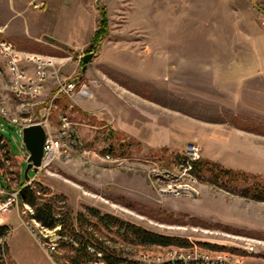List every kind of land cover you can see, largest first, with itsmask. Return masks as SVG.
Listing matches in <instances>:
<instances>
[{
  "label": "rangeland",
  "instance_id": "1",
  "mask_svg": "<svg viewBox=\"0 0 264 264\" xmlns=\"http://www.w3.org/2000/svg\"><path fill=\"white\" fill-rule=\"evenodd\" d=\"M22 1V10H9V1L0 0V39L20 51L28 79L35 75L25 60L29 54L51 60L50 72L56 74L47 78L37 101L22 106L9 96L14 79L0 57V91L12 117L26 122L47 117L53 136L62 117L72 122L77 146L62 140L51 164L31 169L29 176L32 188L65 197L58 201L72 210L77 237L67 231L61 236L60 226L42 229L32 213H23L31 205L19 200L3 216L10 226L6 257L11 264H16L12 257L18 264H53L38 242L46 234L70 262L98 251L132 258L138 251L162 255L179 246L127 241L102 225L91 209L188 241L180 247L193 243L234 251L245 255V264H264V201L253 199L254 192L241 194L255 187L264 192V176L235 169L262 162L220 149L226 166L220 164L212 141L216 127L207 123L264 132V99L257 102L254 96L264 92V78H243L257 68L264 72V0ZM100 30L105 32L95 38ZM90 51L94 56L84 71L83 58ZM58 79L78 85L69 95H57ZM240 94L244 100L238 101ZM235 110L247 113L235 115ZM0 122L16 156L9 165L15 174L7 177L11 187L21 188L26 148L18 128L1 117ZM190 142L200 148V160L237 173L217 177L214 166L213 171L194 169L195 180L182 171L178 182L157 183L156 171L179 173ZM246 243H254L257 252L244 253Z\"/></svg>",
  "mask_w": 264,
  "mask_h": 264
},
{
  "label": "built area",
  "instance_id": "2",
  "mask_svg": "<svg viewBox=\"0 0 264 264\" xmlns=\"http://www.w3.org/2000/svg\"><path fill=\"white\" fill-rule=\"evenodd\" d=\"M0 57L5 59L10 76L14 79L11 83L9 96L14 102L15 100L19 101L22 106L37 101L40 97L42 88H44V83L47 78L56 74L55 72H50L52 68L51 60L43 59L44 57L39 54H29L25 60L28 62L30 67L35 69V75L33 77H29L28 79L26 77V67L22 65L23 59L21 58L20 51H18L16 46L7 39H0ZM77 85V81L68 82L67 80L58 79L59 88L56 94L59 95L62 93L69 95L76 89ZM54 97L47 108L49 111L52 108ZM9 112L8 102L0 91V117L5 123L16 126L21 137H23V128L29 124L40 123L45 127L47 136L44 145L42 165L39 168V171L49 166L54 158H56L57 153L60 150V142L62 140H67L68 146L74 147L78 144V140L72 130V122L67 116L61 118L59 131L56 136H53L48 127L49 119L46 117V114H43L42 118L46 117L44 120L26 122L12 117ZM0 126H3L1 122ZM2 130L4 129L2 128ZM24 157L25 159H28L29 157V152L27 150H25ZM15 158L16 156L12 151V146L8 137H6L4 133L0 132V226L4 225L2 224L5 220L3 216L10 213L19 203V193L21 188L11 187V179L7 177L14 176L15 174L13 172L14 170L9 167L11 163H14ZM200 159V148L194 142H190L186 145L185 155L178 164L179 173L164 169L154 172L153 178H155L157 183L159 182V184L162 185L167 182H178L182 175L180 172L183 171L186 172V175H188L192 180H195L193 172L196 162ZM33 180L34 178H32L28 183H25L22 187L30 185ZM23 213H33V210L32 208H29V212L24 210ZM32 220L36 221L35 219ZM42 229H45L46 231L49 230L43 226ZM31 232L37 239V233H34L32 229ZM9 234L10 231L7 235L0 237V248L2 252L0 264H11L6 257V245ZM43 238L44 240L38 242L44 251L49 252L48 257L53 264H245V255L229 250H213L193 243L188 247H169V252H165L162 255H150L148 253L138 251L132 258L116 257L117 261H108L105 257V252L98 251L83 262L73 263L65 259L63 260L59 245L55 239H52L47 234ZM243 250L247 255L252 254L257 252V246L254 243H246L243 246ZM59 258L63 261H58Z\"/></svg>",
  "mask_w": 264,
  "mask_h": 264
},
{
  "label": "trees",
  "instance_id": "3",
  "mask_svg": "<svg viewBox=\"0 0 264 264\" xmlns=\"http://www.w3.org/2000/svg\"><path fill=\"white\" fill-rule=\"evenodd\" d=\"M105 32L104 30H100L97 34V38L101 33ZM218 168V176H229L236 174L237 172L231 169H226L220 166V164H215L206 160H199L195 164V170L200 171L202 169H207L208 171L215 170V167ZM255 176L256 175H252ZM256 188V189H255ZM253 188H246L241 194L243 196L249 197L250 192H254L253 199L264 201V192L259 191V187ZM42 189V188H41ZM19 200L22 203H26L31 205L33 213L30 214L32 219L38 221L44 228L47 229H55L57 227H61L59 233L61 236L67 231L73 235V237H77V231L75 228V219L73 217L72 210L66 204V202L60 206L59 199L64 200L65 197L63 195H56V196H48L46 189H42L39 191L35 188H32L30 185L21 187L19 193ZM91 212L99 222L104 225L107 229H116V234L123 237L125 240L130 241L132 243L140 244V245H160V246H169V245H179L184 246L188 244V241L182 238L167 236L160 233H156L150 230H147L141 226L135 225L130 222H125L120 218L106 214L101 216L100 213L94 209H91ZM84 218L83 214H79V219ZM10 227L7 225L0 226V237L7 235L9 232ZM7 245H6V252H7ZM2 255L1 248H0V257ZM105 257L108 261H117L116 257L112 254H105ZM89 258V257H88ZM86 258V259H88ZM82 256H79L73 259V263L83 262L86 259H83ZM82 260V261H80Z\"/></svg>",
  "mask_w": 264,
  "mask_h": 264
},
{
  "label": "crops",
  "instance_id": "4",
  "mask_svg": "<svg viewBox=\"0 0 264 264\" xmlns=\"http://www.w3.org/2000/svg\"><path fill=\"white\" fill-rule=\"evenodd\" d=\"M8 1L9 3L7 7L9 10H22V8L25 5V3H23L22 0L19 1L20 3L19 2L17 3L16 0H8ZM243 78H249V79H255V80L262 79L264 78V72L259 70V68H257L256 70H251V71L246 72ZM254 93H255L254 96L256 97L255 101L258 100L257 102H259V100L264 99V92L256 91ZM243 97L244 95L240 94L239 98H237L238 101L244 100ZM244 112L245 111L235 110L234 114L238 115V114H243ZM207 123L214 125L216 127V139L212 140L218 146L217 147L218 149L214 155L218 159L216 161L226 166L224 162V160H226L225 155H219L220 149L225 150L227 154L229 155L231 154L233 155V157L246 156V157L254 158L258 160L260 159L262 164H260L258 167H253L255 165L246 164L244 166H246L247 168L236 167L235 169H241V170L248 171L255 175L264 176V132L256 131L250 128L248 129V128L242 127L239 124H234V123H229V122L225 123L224 121H219V122L210 121ZM196 138H198L197 141L201 143L199 137H196ZM225 140H229V142L231 141V145L225 144L224 142ZM203 153H206V151L204 150ZM207 155L209 157H213V155L211 156V154H207ZM252 167L255 168L254 171H251ZM4 225L9 226V224L7 223V218L4 220ZM9 252H10V249H9ZM12 259L15 261L16 264H18L13 257Z\"/></svg>",
  "mask_w": 264,
  "mask_h": 264
},
{
  "label": "water",
  "instance_id": "5",
  "mask_svg": "<svg viewBox=\"0 0 264 264\" xmlns=\"http://www.w3.org/2000/svg\"><path fill=\"white\" fill-rule=\"evenodd\" d=\"M93 49V46L90 48ZM94 52L90 51L83 58V70L86 71L87 64L93 59ZM46 129L40 123L29 124L23 128V144L26 150L29 152L27 159V166L24 171L25 183H28L31 178L29 171L33 169L35 172L39 171L42 165V159L44 156V145L46 141Z\"/></svg>",
  "mask_w": 264,
  "mask_h": 264
}]
</instances>
